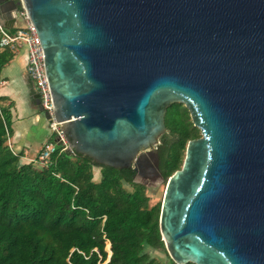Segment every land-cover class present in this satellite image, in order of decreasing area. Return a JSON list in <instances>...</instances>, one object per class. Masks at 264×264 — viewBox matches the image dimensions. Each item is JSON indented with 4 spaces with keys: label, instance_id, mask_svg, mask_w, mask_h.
<instances>
[{
    "label": "water",
    "instance_id": "95a60500",
    "mask_svg": "<svg viewBox=\"0 0 264 264\" xmlns=\"http://www.w3.org/2000/svg\"><path fill=\"white\" fill-rule=\"evenodd\" d=\"M20 4L69 151L152 186L166 108L187 110L199 136L158 215L168 257L264 264V0H0L1 26Z\"/></svg>",
    "mask_w": 264,
    "mask_h": 264
},
{
    "label": "trees",
    "instance_id": "16d2710c",
    "mask_svg": "<svg viewBox=\"0 0 264 264\" xmlns=\"http://www.w3.org/2000/svg\"><path fill=\"white\" fill-rule=\"evenodd\" d=\"M13 55L0 47V71ZM4 99L0 97V264H176L160 238V201L149 204L147 188L133 181L132 169L100 166L60 145L46 164L21 162V152L12 153L6 144L12 102ZM164 124L167 132L159 138L157 153L166 179L180 167L186 142L199 131L180 103L166 108ZM53 141L49 136L47 142Z\"/></svg>",
    "mask_w": 264,
    "mask_h": 264
},
{
    "label": "built area",
    "instance_id": "2783aa9c",
    "mask_svg": "<svg viewBox=\"0 0 264 264\" xmlns=\"http://www.w3.org/2000/svg\"><path fill=\"white\" fill-rule=\"evenodd\" d=\"M17 16L21 19V24H15L14 21L12 30L0 25V47H6L14 53L21 48L25 50V73L30 80L32 88L38 94L42 113L45 112L49 116L46 122L50 134L53 135L54 141L44 142L37 156L30 159V161L42 165L48 162L49 156L55 150L56 145H60L61 150H68V148L65 136L59 126L60 122H56L52 114L53 108L44 70L43 50L36 31L21 4L15 12V18ZM6 144L12 153H16L8 142V137L6 139ZM107 251H109V245Z\"/></svg>",
    "mask_w": 264,
    "mask_h": 264
},
{
    "label": "crops",
    "instance_id": "0c3cea01",
    "mask_svg": "<svg viewBox=\"0 0 264 264\" xmlns=\"http://www.w3.org/2000/svg\"><path fill=\"white\" fill-rule=\"evenodd\" d=\"M24 66L25 50L21 48L0 71V97L5 98V103L12 102V133L8 142L16 152H21V162H29L51 134L46 120L27 98ZM28 150H34L35 155L30 157Z\"/></svg>",
    "mask_w": 264,
    "mask_h": 264
},
{
    "label": "rangeland",
    "instance_id": "374dc122",
    "mask_svg": "<svg viewBox=\"0 0 264 264\" xmlns=\"http://www.w3.org/2000/svg\"><path fill=\"white\" fill-rule=\"evenodd\" d=\"M15 24H21V19L17 16L15 18ZM39 150V149H38ZM28 154L30 157L34 156L35 155V152L34 150H28ZM96 170V171H95ZM94 178L98 177V168H94ZM166 180L167 179H164L162 178L161 180L160 179H156L154 182H153V185L152 186H149V187H146L147 188V193L149 194L150 196V200H149V204H154L156 202H159L161 201L162 199V195H163V191H164V187H165V184H166ZM105 250L107 252V255L109 254L108 253V243H106L105 245ZM153 254L159 256V257H164V254L161 252V251H158V250H150Z\"/></svg>",
    "mask_w": 264,
    "mask_h": 264
},
{
    "label": "flooded vegetation",
    "instance_id": "af4514ba",
    "mask_svg": "<svg viewBox=\"0 0 264 264\" xmlns=\"http://www.w3.org/2000/svg\"><path fill=\"white\" fill-rule=\"evenodd\" d=\"M159 169V168H158Z\"/></svg>",
    "mask_w": 264,
    "mask_h": 264
}]
</instances>
